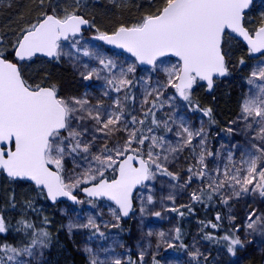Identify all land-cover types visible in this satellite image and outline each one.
<instances>
[{
	"label": "snow or ice",
	"instance_id": "snow-or-ice-1",
	"mask_svg": "<svg viewBox=\"0 0 264 264\" xmlns=\"http://www.w3.org/2000/svg\"><path fill=\"white\" fill-rule=\"evenodd\" d=\"M29 2L34 5L29 12L37 13L35 18L24 20L21 14L22 24L13 29L15 39L10 42L0 34V173L8 180L29 181L38 195L52 202L66 197L76 204L83 203L74 195L77 190L89 198L93 207H96L95 200L107 198L116 205L115 209L110 208V212L118 222L121 216L126 217L133 210L134 190L148 189L146 201L141 197L140 213L143 216L148 211L146 205L154 203L152 186L146 182L156 180L157 176L172 181L179 179L178 173L170 171L168 165L185 148H192L193 140L198 137L196 147L199 153L192 148L196 164L187 169L189 176L179 185L184 188L193 178L206 185L191 193L193 202L203 203L205 197L211 201L216 194L225 205L230 199L249 194L264 198V66L258 65L250 72L246 80L249 92L240 103L237 120L230 122L242 123L246 136L253 133L250 147L241 152L238 165L233 150H239L240 146L233 144L227 151V163L223 169L219 165L209 168L206 158L214 155L219 158L221 152L213 153L208 149V133L203 122L199 129H193L183 118L177 121L172 114L165 120L157 117L166 105L175 112V101L179 98L187 104L189 111H201L209 118V123H216L212 109L200 108L199 101L193 100L192 90L194 85L203 81L211 91L217 78L230 75L226 36L234 33L242 37L250 55L264 53V12H261L260 24L255 29L250 30L244 23L245 10L250 8L253 0H148L146 11L140 12L143 5L137 4L139 15L116 24L111 31L98 27L94 20L80 14L87 8L86 0H71L63 8L56 0ZM108 2L121 8L127 7L130 0ZM82 26L94 28L93 39L124 49L135 57V62L118 67L113 60L90 51L86 46L81 47L78 37L82 36ZM62 42H68L72 51L65 52ZM76 53L98 62V67L84 64L80 75L85 81H104L101 95L108 97L110 104L102 98L91 103L88 92L80 96H61L57 84L31 83L22 72L23 64L31 62L38 54L57 62L67 56L75 67ZM167 56L176 57V63L161 68L164 63L161 58ZM244 63L241 57L239 64ZM137 64L150 66L147 77L136 78ZM152 71H162L164 79L153 82ZM137 87L142 93L139 116L130 110L135 108L137 96L133 89ZM169 89L174 90L172 95H168ZM111 93L117 94L115 98ZM149 118L150 126L145 130ZM160 128L165 133L174 132L175 142L165 135L155 134ZM227 131L231 134L234 129L228 128ZM120 133L124 135L120 136ZM69 162L71 169L68 168ZM109 171L113 173L111 177L107 176ZM165 199L175 201L171 194ZM24 204L26 208L38 211L33 207L32 199L25 200ZM7 207L16 208L14 193L9 196ZM169 211L184 215L176 207ZM188 211L191 212L192 208L188 207ZM151 214L161 215L159 211ZM215 219L217 223L209 221L204 227L210 225L218 229L222 217L217 213ZM228 220L232 224L235 217L229 215ZM43 223L50 221L44 217ZM17 225L15 231L30 235V241L23 247L0 244V264H31V261L18 257L36 259V252L43 255V249L51 243L47 229H36L23 217ZM112 226L119 227V224ZM243 227L246 235L264 234V213L258 214L257 209H252L247 213ZM10 228L11 221L0 210V234L8 233ZM67 228L69 233L78 228L104 235L91 215L86 223L70 222ZM28 230L32 231L29 233ZM239 231L240 226L236 225L219 238L213 233H206L203 238L223 244L227 253L235 256L237 249L245 246ZM147 235L153 233L149 231ZM157 235L163 238L165 234L160 232ZM180 239V229L177 228L173 240ZM167 247L172 248L174 244L167 242ZM179 247L187 246L181 243ZM84 251L89 253V264H105L98 260L91 248L85 247ZM188 255L198 261L202 253L195 249ZM139 258L143 264L144 251L140 252ZM111 264H122V261L114 259ZM129 264L134 262L129 261ZM153 264H159L155 257Z\"/></svg>",
	"mask_w": 264,
	"mask_h": 264
},
{
	"label": "rangeland",
	"instance_id": "rangeland-1",
	"mask_svg": "<svg viewBox=\"0 0 264 264\" xmlns=\"http://www.w3.org/2000/svg\"><path fill=\"white\" fill-rule=\"evenodd\" d=\"M260 8L264 10V1L260 2ZM78 38L81 39V47L86 46L90 51L113 60L118 67H127L128 64L134 63V61L129 57L128 58L130 60L118 57L115 54L106 53L94 42V39L89 36H82ZM63 50L65 52L72 51L68 42L63 47ZM75 55L78 57L75 61V67L73 66L72 60H70L67 56H63L66 64L72 70L74 80L70 85L68 84L59 87V94L67 97L74 95L80 96L85 92H88L91 94V103L95 104L97 98H102L107 104H110L111 100L108 97H102L101 95L104 81L95 79L85 81L80 75V72L83 71L84 64H88L90 67H98V62L92 57L83 56L81 53H76ZM262 61H264V57L259 59L254 67H257L258 65L264 66L261 65ZM163 62L164 63L160 65L161 68L176 63V61ZM139 70L140 71L138 73H135L137 79L141 76L147 77L149 75L150 69ZM163 79L164 74L162 71L151 72V80L153 82ZM249 89L250 86L248 85L246 93L249 92ZM173 91L174 90L169 89L168 95H172ZM133 93L137 96V101L135 108L130 110H132V114L139 116L141 112L139 101L142 99V93L139 87L133 89ZM116 95V93H111L112 98H115ZM128 103L131 106V101ZM175 103V112H173L172 109L166 105L163 110L157 113V117L161 120H165L168 119L169 114H172L177 121L183 118L188 122V126L193 129H199L201 127V122H203L208 133V149L213 151V153L217 150H220L221 152L219 158L215 155L213 157L206 158L205 162L209 165V168L219 165V167L223 169L224 165L227 163V151L233 144H238L240 146L239 150H233L237 165L239 164L241 152L246 147H250L249 140L253 133H249V135L246 136L243 132V124L240 122H237L236 124L230 123L223 131L218 133L214 131L209 132L208 123L201 116V114L189 111L187 104L184 101H179L177 98ZM238 115L234 118V120H237ZM147 126H150V118L145 126V130ZM228 128H232L234 131L229 134L227 131ZM155 134L165 135L167 139L172 140L173 142L176 140L174 132L165 133L163 128L155 130ZM119 135L123 136L124 133H120ZM112 142L114 143L115 141L113 140ZM253 142L258 143V141ZM198 143L199 138L197 137L193 140L192 145V148L196 149L197 154L199 153V148L196 147ZM98 146L99 145H97V147ZM192 148H185L182 153H179L178 158L168 165L170 171L178 173V180L172 181L168 177L157 176L156 180L146 182L152 186L151 194L154 197V203L146 205L148 211L143 216L140 213L141 197L145 198L146 201V197L149 194L148 189L139 188L136 191L134 196L133 212L130 219L127 220V224L120 225L121 219L117 222L111 215L110 208H114L102 201L97 203L95 202L96 207H93L92 204L88 202V199L82 200L83 203H80L75 207L69 206V204L66 203H60V206H58V215L64 220L66 233L70 238L76 241V243L74 242L75 246L78 247L79 244H85V247L97 250L105 263L110 261L109 264H111V261L114 259H120L122 264H125L130 255L133 258L134 264H141L139 258L141 251H144L143 264H153L155 253L158 252L159 255L162 251L169 252V258L165 261L167 264H264V234L255 232L250 235H246L243 227L249 211L257 209L258 214L264 213V198H260L258 194H249L238 199H230L227 205L221 203L220 195H213L223 206L227 222H229L228 217L231 215L235 217L232 224L234 226H240L238 235L245 241V246L243 249L238 248L235 256L229 255L224 248L217 247L213 250L211 248V243L203 238L206 233L203 234V228L198 225H193L191 229L186 226L185 230L183 229L185 234L190 233L189 239L186 240V243L184 244L187 246L186 248L179 247L182 240H173L175 229L179 228V221L182 217L186 216L187 210L185 208H188L193 202L191 200V193L194 190L199 191L200 188L206 187L201 180L196 178H193L191 184L186 185L184 188L179 187V185L183 184L189 176L187 169L196 164V156L193 155ZM93 151H96V149L94 148ZM68 168L71 169V162L68 163ZM195 170L196 168H194V171ZM107 174L111 176L113 175L111 171ZM212 174L215 175V173ZM169 194L175 197L174 203L171 200L165 199V197ZM227 194L228 192H225V195ZM172 207L178 208L179 212H183L184 215L181 216L177 212L169 211ZM1 210L3 211V208ZM157 211L161 213L160 217H156L151 214L152 212ZM89 215L94 217L96 223L100 226V232L104 234L103 236H101L100 233L93 234L94 230L78 228H74L72 232L69 233L67 225L70 222L86 223ZM116 223L119 224V227L112 226ZM186 225H188V223H186ZM16 228L17 226L11 225L10 229L15 232ZM149 231L153 233L152 236L147 235ZM160 232L165 234L163 238L157 235ZM247 241L251 242L248 243ZM167 242H172L174 247H167ZM152 246H155L158 249L154 251ZM195 249H199L202 253V255L198 258V261H193L188 255L189 251H194ZM42 257L43 256L40 254V251H37L36 259L30 257H18V259L31 261L32 263L41 262ZM96 257L99 260V254ZM204 257H207V260H205Z\"/></svg>",
	"mask_w": 264,
	"mask_h": 264
},
{
	"label": "trees",
	"instance_id": "trees-1",
	"mask_svg": "<svg viewBox=\"0 0 264 264\" xmlns=\"http://www.w3.org/2000/svg\"><path fill=\"white\" fill-rule=\"evenodd\" d=\"M261 1L264 0H254L253 6L245 14L244 23L250 30L255 29L260 24L261 12H264L260 8ZM56 2L63 8L70 4L71 0H56ZM86 2L87 8L82 9L80 14L85 15L87 19L94 20L98 27L108 31H111L116 24L124 20H131L139 15L136 10L137 4L143 5L140 12L146 11L149 6L148 0H130L127 7L121 8L110 4L108 0H86ZM33 7L34 5L30 4L29 0H0V34H4L7 41L10 42L15 39L13 29H17L22 24L21 14H23L24 20H33L35 18L37 13L29 12ZM94 35V28H90L84 34V36H89L92 39ZM225 40V49L230 53L228 58L230 75L222 80L216 81L213 92H208L206 87L200 82L192 90L193 100L199 101L200 108H211L212 118L216 123H209V118L205 117L201 111L194 112L201 114L207 121L209 132L214 131L216 133L223 131L239 114L240 103L244 99L247 91V77L258 60L264 57V54L258 56L250 55L246 46L232 34L226 36ZM94 42L106 53L129 59L124 55L117 54L103 47L95 39ZM66 44L62 43L63 47ZM241 57L245 61L243 65L239 64ZM9 58L11 59V57ZM162 61L174 60L166 58L162 59ZM139 71L137 68V73ZM22 72L29 82L40 83L43 81L45 86L55 83L58 87H62L64 85H70L74 80L72 70L66 64L63 56L58 62L56 60L50 61L42 57H34L31 62L23 64ZM107 176L111 177L109 174ZM13 193L16 199L15 209L7 207L8 198ZM74 193L79 195L78 190ZM27 199H32L33 207L38 211H33L25 207L24 202ZM82 200H85V198L81 197ZM58 206L60 204L51 206L43 196L38 195L34 191L33 185L22 181H10L0 173V210L3 208V214L11 221V225L18 227L17 221L23 217L25 220L33 223L36 229L45 228L51 234V243L48 248L43 250L42 261L32 262L31 264H89V253L84 251L85 244H79L78 247L75 246L74 242L76 243V241L66 233L64 220L58 215ZM189 207L192 208V211L189 212L188 208H185L187 210L186 216L182 217L178 224L181 236L180 241L182 240L181 243L183 244L186 243L190 235V233L185 234L183 232L186 226L191 229L193 225H198L203 228V234L213 233L217 238L223 236L235 227L233 224L227 222L225 210L215 196H213L211 201H208L205 197L203 203L192 202ZM217 213L222 217V220L219 222L220 227L218 229H213L210 225L204 227L209 221L217 223L215 219ZM44 217H47L50 223L44 224ZM120 222V225L127 224V221L124 220ZM28 231L30 233L32 230ZM30 238V235L25 236L23 232L17 233L10 229L8 233L0 234V244L9 243L16 247H23L29 243ZM209 243H211L213 250L217 247L226 249L223 244H217L211 241ZM152 248L154 251L158 249L155 246H152ZM92 252L96 256L99 254V260L103 261L97 250L92 248ZM168 254V251H162L159 255L157 252L154 255L155 260L158 262L161 260L159 264H167L165 261L169 258ZM129 261L134 262L131 255L125 264H129ZM109 263L110 261H107L105 264Z\"/></svg>",
	"mask_w": 264,
	"mask_h": 264
},
{
	"label": "water",
	"instance_id": "water-1",
	"mask_svg": "<svg viewBox=\"0 0 264 264\" xmlns=\"http://www.w3.org/2000/svg\"><path fill=\"white\" fill-rule=\"evenodd\" d=\"M252 5H253V3H252ZM252 5L250 6L249 9L245 10L246 13L251 9ZM89 29H90V28H88L87 26H82V35L84 34V32L88 31ZM232 35H234V37H235L238 41H240L242 44H244V45L248 48L246 42L243 41V38H242V37L236 36L234 33H233ZM98 41H99V40H98ZM99 42H100L103 46H105L106 48H108V49H110V50H112V51L118 52V53H120V54L126 55V56H128L129 58H131L132 60H134V62H135V57H133L130 53L126 52L124 49L117 48L115 45L106 44V43L103 42V41H99ZM260 54H263V53H254L253 55H260ZM37 56H39V57H43V58H45V59H47V60H50V58H48V57H46V56H42V55H39V54H38ZM163 58H171V59L177 60V58L174 57V56L162 57L161 59H163ZM51 61H53V60H51ZM137 67L140 68V69H149V68H150V66H148V65H139V64H137ZM224 78H225V77H223V78H217L216 80H221V79H224ZM201 83L204 84V85L207 87L206 82L201 81ZM208 91H209V90H208ZM213 91H214V87H213V89H212L211 91H209V92H213ZM178 99H179V98H178ZM179 100H180V99H179ZM3 175H4V174H3ZM4 176L6 177V175H4ZM18 181H19V180H18ZM23 182H27V183H30L31 185H33V184H32L31 182H29V181H23ZM33 186H34V185H33ZM138 189H139V188H137L136 190H134V193H133V208H134V196H135V193H136V191H137ZM80 193H81V195H82L83 197L89 199L88 197L85 196V194H84L82 191H80ZM74 195H75V194H74ZM76 196H77V195H76ZM77 199H79L78 196H77ZM46 200H47V199H46ZM100 200L105 201V202L111 204L112 206H114V207L116 208V205L114 204V202H112V201H110V200H107V198H100V199L95 200V201H100ZM47 201H48V203H49L50 205H55V204H57V203H61V202H65V203H68V204L73 205V206H76V205H77L76 203L72 202L71 200H68L66 197H59V198L57 199L56 202H52L51 200H47ZM132 211H133V210H132ZM132 211H131V212L129 213V215L126 216V217L121 216V219L128 220V219L131 217Z\"/></svg>",
	"mask_w": 264,
	"mask_h": 264
}]
</instances>
